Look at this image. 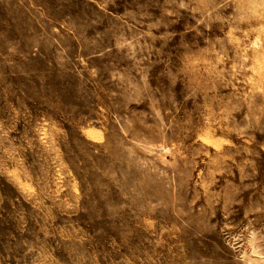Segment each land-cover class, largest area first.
<instances>
[{"label":"rangeland","instance_id":"obj_1","mask_svg":"<svg viewBox=\"0 0 264 264\" xmlns=\"http://www.w3.org/2000/svg\"><path fill=\"white\" fill-rule=\"evenodd\" d=\"M0 264H264V0H0Z\"/></svg>","mask_w":264,"mask_h":264}]
</instances>
